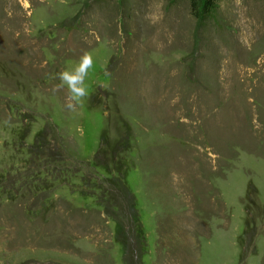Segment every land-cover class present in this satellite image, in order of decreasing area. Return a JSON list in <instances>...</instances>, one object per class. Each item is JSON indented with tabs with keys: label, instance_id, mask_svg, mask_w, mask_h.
I'll use <instances>...</instances> for the list:
<instances>
[{
	"label": "rangeland",
	"instance_id": "obj_1",
	"mask_svg": "<svg viewBox=\"0 0 264 264\" xmlns=\"http://www.w3.org/2000/svg\"><path fill=\"white\" fill-rule=\"evenodd\" d=\"M0 264H264V0H0Z\"/></svg>",
	"mask_w": 264,
	"mask_h": 264
},
{
	"label": "clouds",
	"instance_id": "obj_2",
	"mask_svg": "<svg viewBox=\"0 0 264 264\" xmlns=\"http://www.w3.org/2000/svg\"><path fill=\"white\" fill-rule=\"evenodd\" d=\"M94 63L92 54L85 51L74 68L62 70L51 77L59 80V83L53 86L54 93L61 89L67 90L64 107L69 112H75L89 95L86 80L94 68Z\"/></svg>",
	"mask_w": 264,
	"mask_h": 264
},
{
	"label": "trees",
	"instance_id": "obj_3",
	"mask_svg": "<svg viewBox=\"0 0 264 264\" xmlns=\"http://www.w3.org/2000/svg\"><path fill=\"white\" fill-rule=\"evenodd\" d=\"M220 1L221 0H189L190 12L200 23L209 19H215L218 3Z\"/></svg>",
	"mask_w": 264,
	"mask_h": 264
}]
</instances>
